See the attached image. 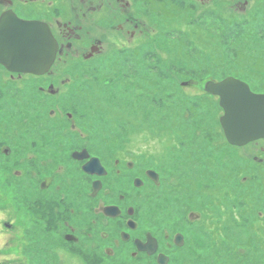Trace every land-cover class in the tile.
<instances>
[{
	"label": "rangeland",
	"instance_id": "obj_1",
	"mask_svg": "<svg viewBox=\"0 0 264 264\" xmlns=\"http://www.w3.org/2000/svg\"><path fill=\"white\" fill-rule=\"evenodd\" d=\"M154 1L156 29L153 26L154 34L143 35L138 51L132 43L119 51L109 48L94 61L63 67L62 77L70 79L61 96L67 103L64 111H77L78 125L72 129L64 112L66 129L60 139L47 132L42 141L38 128L37 134L32 133L34 128L26 121L39 109L24 102L28 90L40 92L47 80L29 75L10 80L0 67V77H4L0 80V264H27L26 260L28 264H88L90 259L99 263L96 257L100 253L86 249L91 243L85 237L80 243L63 239L66 217L72 220L70 213L62 215L58 207L49 212L45 199L49 194L38 185L39 175H46L51 168L59 171L60 164L78 175L75 189L69 180L64 192L67 200L76 204V213L84 211L83 216L74 215L78 221L72 223L87 225L95 202L82 175L90 174L71 156L74 149L82 148L98 157L110 175H116L114 160L122 156L135 163L132 169L127 168V175H146L147 169L171 175L170 166L177 163L179 175H203L196 180L200 185L205 184V175L218 171L227 175L239 165L236 190L220 196L225 206L234 209V220L213 225L226 230L230 239L219 235L218 244H211L209 236H202L205 232L194 236L191 264H264V204L247 205L252 186L262 188V184L252 182L251 175L257 170L249 168L248 146L216 149L222 132L217 137L206 129L218 120L220 107L212 106L216 101L208 100L211 97L203 90L209 77L220 80L228 76L251 85L254 82L260 89L255 78L264 76V0ZM146 2L141 0L142 7L150 13ZM191 79L195 85L182 86ZM87 91L95 93V99L85 94L81 97ZM110 109H118L117 115ZM4 144L11 147L9 156L1 151ZM42 159L49 160L51 167L42 168ZM67 176L59 179L67 182ZM210 192L202 190L199 195L206 209L216 208L213 212L219 217L221 205L211 204L217 196L212 192V198ZM158 198L154 204L160 211L172 216L180 211L169 196ZM149 207L153 208L152 199ZM1 221L16 225L15 229L10 231ZM53 224L63 228L61 234L51 230ZM84 254L94 256L84 259Z\"/></svg>",
	"mask_w": 264,
	"mask_h": 264
},
{
	"label": "flooded vegetation",
	"instance_id": "obj_2",
	"mask_svg": "<svg viewBox=\"0 0 264 264\" xmlns=\"http://www.w3.org/2000/svg\"><path fill=\"white\" fill-rule=\"evenodd\" d=\"M146 3L149 5L150 13L148 8L142 7L141 0H0V19L6 15L24 20L46 22L59 43L56 59L44 75L11 72L0 64L10 80L22 79L27 75L47 80L44 85L40 86V93H32L28 90L30 94L24 101L26 105L39 106L38 110H33L34 113L26 118L29 127L34 128L32 133L37 134L35 129L38 128L42 141H45L47 132H53L52 137L60 139L66 129L65 115L71 122L72 129H77L76 117L78 115L76 113L78 112L70 110L65 112L63 107L67 104L61 98L64 93L63 87L70 82L69 78H63L61 75L63 67L74 66L80 61H94L109 48L119 51L132 43H136L135 51H138L136 47L143 35L153 34V26L156 29L157 25L158 15L155 14L158 13V9L154 10L155 7H153L156 2L147 0ZM3 79L4 77L1 76V82ZM182 83V86L192 87L196 81L191 79L187 81L188 84ZM255 91L264 93V88ZM83 94L81 93V97ZM94 94L89 92L85 94V97L95 99ZM206 95L212 96L209 93ZM47 105H54V107L47 109ZM117 110L110 109L109 112L116 114ZM219 112L220 117L221 108ZM42 145L45 144L42 143ZM248 147V155L251 157V159L248 157L249 168L253 167V171L257 170L256 174L251 175L252 182L262 184V188L251 189L249 197L251 203L248 200L247 205L250 206L259 201L264 204V139L251 141ZM82 150H87V148L74 149L71 156L76 162H82L83 166L88 159L79 160L73 157L74 152ZM1 151L9 156L12 150L8 144H4ZM87 152L90 154V151L87 150ZM90 156L92 157L91 154ZM41 162L42 168L51 167L49 160L42 159ZM131 162L133 161H127L125 157L119 156L114 160L116 175H110L109 172L105 175H82L88 182L89 197L95 202L92 208L93 216L88 215L90 220L87 225H78L65 220L66 229L64 231L54 224L51 230L58 231L60 234L63 231L62 236L67 243H80L85 237L87 242L91 243V248L86 249L100 253V257H96L98 264H113L116 261L122 263L130 261L132 264L149 261L152 264H159L160 255L163 260H168L167 264H175L177 257L184 258L186 264H191L192 224L213 226L216 222L219 226L225 221L229 222L232 218L234 220V209L228 205L225 206L220 196L224 192L232 195L236 190L238 183L235 180L238 179L239 165L227 175L223 171L222 173L218 171L216 175H205V184L200 185L201 183L196 180L203 179V175H179L176 173L177 163L170 166V170L174 171L173 175H161L155 170L159 174L155 179L147 172L146 175H127L126 170ZM206 164H202L201 169L204 170ZM58 169L59 171H54L51 168V172L46 175H39L38 185L40 190L48 192L49 196L45 197L46 201L54 203L52 206L47 205L46 209L49 212L54 207H58L62 215L63 212L65 214L69 212L71 215L75 211L76 204L67 200L64 184H68L70 180L72 182L70 186L75 189L78 175L64 170L62 164L58 166ZM227 169L225 168L224 171ZM63 175H68L67 182L59 179ZM29 176L36 177L37 175ZM165 177L169 179L166 180ZM96 182L99 184V190L94 194ZM207 189L211 190L212 198L213 193L217 196V201H212L211 204L221 205L219 217L213 212L216 208L206 209L204 206L206 202L200 197L201 191H207ZM255 192H258L260 196L256 198ZM165 195L169 196L173 205L180 210L173 212V216L160 211V207L154 204L159 201L158 197ZM151 199L153 208L149 207ZM66 202H68L67 206L62 207ZM107 207H116V214H107L105 212ZM150 210L151 217H149ZM80 215L83 216L84 211L80 210ZM175 216L179 219H175ZM130 221L133 223L129 224ZM1 222L5 226L6 221ZM13 228L14 226L9 230L13 231ZM219 228L221 227L216 228L217 235L220 234ZM76 229L81 230L77 232ZM68 235L78 241L65 239ZM213 237L212 235L211 238ZM151 249H156L154 254H149L148 250ZM91 256L94 255L84 254L82 258L90 259ZM94 262L95 259L87 261L88 264H94Z\"/></svg>",
	"mask_w": 264,
	"mask_h": 264
},
{
	"label": "water",
	"instance_id": "obj_3",
	"mask_svg": "<svg viewBox=\"0 0 264 264\" xmlns=\"http://www.w3.org/2000/svg\"><path fill=\"white\" fill-rule=\"evenodd\" d=\"M36 47H39V56L30 54ZM57 52V40L47 23L38 20H24L15 16L3 15L1 17L0 63L10 71L45 74L55 61ZM225 81H230L246 90L245 94L241 96L238 92L233 93L230 99L223 96L221 84ZM205 90L219 96L221 107L224 110L221 122L231 144L241 146L264 137V93L254 92L247 82L234 76H228L220 81L210 80L206 83ZM230 105H233L234 111ZM73 156L80 160L88 159L83 165L85 171L96 175L107 174L100 159L95 156L89 158L90 154L87 150L74 152ZM147 173L155 179L159 175L154 170H148ZM98 190L99 184L96 182L94 194ZM115 209L117 208L107 207L105 210L107 214L115 215ZM132 223V221L129 222V224ZM154 251L155 249L149 253Z\"/></svg>",
	"mask_w": 264,
	"mask_h": 264
},
{
	"label": "bare ground",
	"instance_id": "obj_4",
	"mask_svg": "<svg viewBox=\"0 0 264 264\" xmlns=\"http://www.w3.org/2000/svg\"><path fill=\"white\" fill-rule=\"evenodd\" d=\"M58 43V42H57ZM58 50H59V43H58ZM1 65H3L2 63H0ZM4 66V65H3ZM5 67V66H4ZM6 68V67H5ZM7 69V68H6ZM7 70H9V69H7ZM10 71V70H9ZM11 72H13V71H11ZM17 73V72H16ZM210 80H214V78L213 77H209L208 78V80L207 81H210ZM249 86H250V88H251V90H253V91H255L256 89H258V85L257 84H248ZM261 87V86H260ZM40 91V90H39ZM38 93H40V92H38ZM211 98H209L208 100H211V101H216V102H214V104L212 105V106H219L221 109H222V111H223V108L221 107V104H220V99L217 97V96H215V95H212V96H210ZM207 104H210L209 103V101H208V103ZM221 116H222V114H221ZM221 116L220 117H218L215 121V124L212 126V128H207L206 129V132H207V134L209 133V134H213V135H216L217 137L220 135V133L222 132V134H221V139H220V144H217L216 145V149H218V150H221L222 149V147L224 148L226 145H228V146H235V145H233V144H231L229 141H228V139H227V137H226V135H225V132H224V128H223V124H222V122H221ZM259 139H264V137L263 138H258V139H254V140H259ZM248 146V143L247 144H245V145H241V146H239V147H247ZM74 157V156H73ZM75 158V157H74ZM80 160V159H79ZM166 161H170V159H168V160H166ZM134 165H135V163L134 162H131L130 164H129V169H132L133 167H134ZM82 170L84 171V172H86L87 174H91V173H89V172H87V171H85L84 169H83V166H82ZM148 170H154V169H147L146 170V172L148 171ZM60 194V193H59ZM47 205L48 206H52V205H54V203H47ZM62 207H64V204L62 205ZM105 212H106V210H105ZM163 212V211H162ZM107 213V212H106ZM165 213H168V212H165ZM74 215L76 216V215H79L78 213H76V211H74V213L73 214H71L70 215V217L72 218V220L71 219H68L67 220V217H66V221H69V222H74V221H78V219H76L77 217H74ZM197 228H200V230H198ZM63 229V228H62ZM66 229V228H65ZM210 229V232H208L207 233V231ZM192 230H194L193 231V233H192ZM216 228L214 227V226H199V224H197V225H194V224H192V227H191V234H192V238L194 237V236H196V235H201L202 233L201 232H205L204 234H202V236H209L210 238H211V236L213 235L214 236V234H217L216 233ZM222 238H227V240H229L230 239V237H229V235H228V232L226 231V230H220V234H219ZM218 235V236H219ZM67 238H65V239H68V240H75V241H78V239H74V237L73 236H66ZM192 238H191V240H192ZM192 242H193V240H192ZM210 242H211V239H210ZM191 248H192V245H191ZM192 254V253H191ZM162 261V262H161ZM167 259H162V257H159V259H158V262H159V264H162L163 262L165 263V264H167ZM113 264H132V263H130V261L128 262V261H126V262H120V261H116V262H114ZM175 264H186V262H185V259L184 258H178V259H175ZM196 264H198V262L196 263Z\"/></svg>",
	"mask_w": 264,
	"mask_h": 264
},
{
	"label": "snow or ice",
	"instance_id": "obj_5",
	"mask_svg": "<svg viewBox=\"0 0 264 264\" xmlns=\"http://www.w3.org/2000/svg\"><path fill=\"white\" fill-rule=\"evenodd\" d=\"M33 56H39L40 55V50L39 47H36L35 49L32 50V52L30 53ZM222 87V91L221 94L223 96H227L229 97V99L232 97L233 93H239L241 96H243L245 94L244 89L240 88L239 86H237L236 84L230 82V81H225L223 84H221ZM233 107V105H230ZM233 111H234V107H233Z\"/></svg>",
	"mask_w": 264,
	"mask_h": 264
},
{
	"label": "trees",
	"instance_id": "obj_6",
	"mask_svg": "<svg viewBox=\"0 0 264 264\" xmlns=\"http://www.w3.org/2000/svg\"><path fill=\"white\" fill-rule=\"evenodd\" d=\"M255 80L257 81V82H259L260 83V85H261V87L260 88H264V76H262V77H258V78H255ZM254 83V82H253ZM89 92H91V91H87V92H85L84 94H87V93H89ZM255 186L253 185L252 186V189L254 188ZM250 195H251V193L249 192V194H248V196L250 197ZM256 198H257V196H256ZM257 200V199H256ZM264 207V206H263ZM218 225V224H217ZM218 235L217 234H214V237L213 238H211V244H218L217 242H218Z\"/></svg>",
	"mask_w": 264,
	"mask_h": 264
}]
</instances>
